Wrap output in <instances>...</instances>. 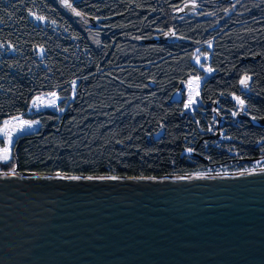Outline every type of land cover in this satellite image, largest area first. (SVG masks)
Masks as SVG:
<instances>
[{
    "label": "trees",
    "instance_id": "trees-1",
    "mask_svg": "<svg viewBox=\"0 0 264 264\" xmlns=\"http://www.w3.org/2000/svg\"><path fill=\"white\" fill-rule=\"evenodd\" d=\"M199 1L177 13L187 0H0V127L27 115L38 96L61 98L58 110L30 115L39 129L17 137L3 169L163 175L251 168L264 156V126L251 120L264 118V0ZM94 17L105 28L82 24ZM155 36L164 42H147ZM209 43L214 71L200 88L198 125L170 101L190 76L204 77L192 57ZM213 115L226 119L227 138L187 167L180 162L186 122L200 135L215 125Z\"/></svg>",
    "mask_w": 264,
    "mask_h": 264
},
{
    "label": "water",
    "instance_id": "water-1",
    "mask_svg": "<svg viewBox=\"0 0 264 264\" xmlns=\"http://www.w3.org/2000/svg\"><path fill=\"white\" fill-rule=\"evenodd\" d=\"M102 21L82 24L103 29ZM188 91L180 85L170 102L181 103ZM251 120L264 126V118ZM14 170H0V264H264V168Z\"/></svg>",
    "mask_w": 264,
    "mask_h": 264
},
{
    "label": "rangeland",
    "instance_id": "rangeland-1",
    "mask_svg": "<svg viewBox=\"0 0 264 264\" xmlns=\"http://www.w3.org/2000/svg\"><path fill=\"white\" fill-rule=\"evenodd\" d=\"M199 3H200L199 0H187L185 5L177 10V13L190 12L192 8L196 7ZM81 20L82 22L86 21L84 19H81ZM171 39L173 40L175 38L171 37ZM210 45L211 43L206 44L205 47L200 48V50H198L197 53L194 52V55L192 57V61L200 69L204 71V77L190 76L188 78L185 84V87L189 88V91L186 95L187 109H193L199 104L200 102L199 93H200L202 82L206 77L210 76L214 71L210 67V62L207 58L210 54L209 50L212 49V45L211 46ZM197 57H199V62H197ZM201 64L203 65L202 68L200 67ZM208 69H211V71H208ZM60 101H61V98L58 97L56 94L38 96L33 100L31 104V109L27 113V115H19L17 117L9 118L3 122L2 126L0 127V139L3 140V143H0V170H4L3 165L6 163L10 164V161H11V159L8 162H3L2 160V157L4 155L3 149L6 147H9L8 138L12 137L15 143L18 136L24 133L39 129L40 123L37 120L31 118L30 115H32V113L34 112H38L40 110H45V109L58 110L57 107ZM26 124H31L32 127L28 128L26 127ZM21 128H24L23 133L19 131ZM14 143L10 146L11 156H12V150H13ZM253 162L254 163L251 168L242 169V170L264 168V156L259 158L258 160H254ZM12 169H15V168H10L8 170H12ZM226 171H239V170H226Z\"/></svg>",
    "mask_w": 264,
    "mask_h": 264
},
{
    "label": "flooded vegetation",
    "instance_id": "flooded-vegetation-1",
    "mask_svg": "<svg viewBox=\"0 0 264 264\" xmlns=\"http://www.w3.org/2000/svg\"><path fill=\"white\" fill-rule=\"evenodd\" d=\"M180 104L182 106L180 109L183 112H187L190 114V116H183L185 120L190 119L192 122H197L198 124V119L195 116V112L198 111L201 101L199 104L193 108V109H187L186 107V99L182 101ZM203 113L209 112L208 109H203L201 110ZM212 122L215 123V125H212L211 128L202 130L200 135H197L195 132L193 134H190V130L194 131V126L190 125V122H186V124L189 125V132L187 131V134L183 137L184 140L182 141L183 145H186L188 147H183V153L181 155L180 162H185V165L187 167L194 168L195 166L199 165V163L203 162L206 160V158L203 156V153H207L209 150V147L212 144H215L216 141H221L225 139L226 133L223 130V126L226 125L223 116H218V115H213ZM199 125V124H198ZM217 133V134H216ZM162 137V136H161ZM227 138V137H226ZM160 139V138H159Z\"/></svg>",
    "mask_w": 264,
    "mask_h": 264
},
{
    "label": "snow or ice",
    "instance_id": "snow-or-ice-1",
    "mask_svg": "<svg viewBox=\"0 0 264 264\" xmlns=\"http://www.w3.org/2000/svg\"><path fill=\"white\" fill-rule=\"evenodd\" d=\"M68 6L70 7L71 5H68ZM77 15H79V13H77ZM38 19H44V18L43 17H38ZM197 62H199V57H197ZM200 67L202 68L203 65L201 64ZM208 71H211V69H208ZM249 79H250V77L245 76V78L240 81L241 85L243 87L247 88L248 87V80ZM236 99L239 100L238 97ZM239 102H240L241 105H243V103H244L242 100H240ZM233 115H235V113H233ZM26 127L31 128L32 125L31 124H26ZM19 131L21 133H23L24 132V128H21ZM0 143H3V140L2 139H0ZM13 143H14V139L12 137H9L8 138V145H9V147H6V148L3 149V152H4V155L2 157L3 162L10 161V159H11L10 146ZM14 172H15V170L13 169V174H14ZM5 175H7V173Z\"/></svg>",
    "mask_w": 264,
    "mask_h": 264
},
{
    "label": "bare ground",
    "instance_id": "bare-ground-1",
    "mask_svg": "<svg viewBox=\"0 0 264 264\" xmlns=\"http://www.w3.org/2000/svg\"><path fill=\"white\" fill-rule=\"evenodd\" d=\"M207 58H208V60H209V56H208ZM204 173H207V172H204ZM204 173H203V174H204ZM196 174H199V173H196Z\"/></svg>",
    "mask_w": 264,
    "mask_h": 264
}]
</instances>
